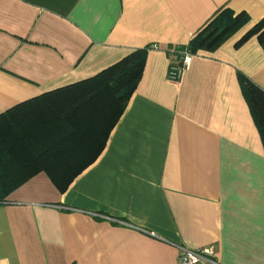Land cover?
<instances>
[{"label": "crops", "instance_id": "0c3cea01", "mask_svg": "<svg viewBox=\"0 0 264 264\" xmlns=\"http://www.w3.org/2000/svg\"><path fill=\"white\" fill-rule=\"evenodd\" d=\"M261 19L264 0H0V115L147 49L98 159L64 193L41 172L0 198V264H179L180 246L264 264V137L242 81L264 92V48L237 45Z\"/></svg>", "mask_w": 264, "mask_h": 264}, {"label": "trees", "instance_id": "16d2710c", "mask_svg": "<svg viewBox=\"0 0 264 264\" xmlns=\"http://www.w3.org/2000/svg\"><path fill=\"white\" fill-rule=\"evenodd\" d=\"M243 14L229 23L212 20L192 39L188 49L196 53L200 48H215L242 25ZM255 35L264 48V19L237 45ZM146 53V48L138 49L91 79L1 114L0 198L41 172L64 193L105 149L142 78ZM242 81L264 137V92Z\"/></svg>", "mask_w": 264, "mask_h": 264}, {"label": "built area", "instance_id": "2783aa9c", "mask_svg": "<svg viewBox=\"0 0 264 264\" xmlns=\"http://www.w3.org/2000/svg\"><path fill=\"white\" fill-rule=\"evenodd\" d=\"M157 48V46H153ZM193 53L189 49L180 52V59L171 63L169 68V78L178 81L182 78L184 71L189 67ZM178 263L179 264H219L215 259V252L212 247H206L198 250L188 249L180 246Z\"/></svg>", "mask_w": 264, "mask_h": 264}]
</instances>
